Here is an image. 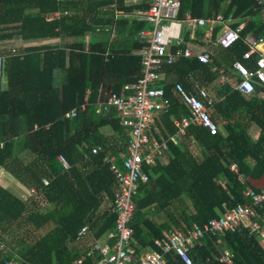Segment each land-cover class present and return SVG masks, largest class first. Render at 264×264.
Returning a JSON list of instances; mask_svg holds the SVG:
<instances>
[{
	"label": "trees",
	"instance_id": "trees-1",
	"mask_svg": "<svg viewBox=\"0 0 264 264\" xmlns=\"http://www.w3.org/2000/svg\"><path fill=\"white\" fill-rule=\"evenodd\" d=\"M254 5V0H180L178 16L189 12L213 18L220 12L225 20L233 19V28L244 23L235 43L215 49V64L228 66L248 48L246 37H264L261 14ZM146 7V1L0 0V43L18 40L9 45L22 53L5 58L0 77V166L33 189L22 197L0 184V264H96L100 253L87 251L115 227L117 215L108 206L116 177L104 160V150L93 153L91 147L101 144L119 154L130 134L115 108L98 113L92 103L104 93L101 85L110 83L116 92L126 94L130 91L125 85L141 75L140 56L133 51L146 45L140 31L153 25L133 13ZM117 10L123 14L116 16ZM222 25L213 24V41ZM205 30L200 26L195 32L204 35ZM52 38L60 41L32 44ZM3 52L9 53V47L1 43ZM246 62L255 66L254 58ZM163 71L158 84L170 106L155 118L152 133L159 136L157 127L168 137L175 130L173 118L188 115L173 86L180 81L187 90L193 89L195 78L212 89L208 88L215 99L212 118L218 131L211 134L203 126L190 125L181 140L169 141L167 161L144 165L149 178L134 197L130 223L137 253L152 247L163 228L181 222L203 224L246 202V185L259 191L248 177L264 174V87L256 83L252 93H245L221 83L210 65L195 57H182L164 65ZM87 89L90 104L82 109L79 104ZM72 106H77L76 114L66 116ZM253 124L259 128L255 140L248 134ZM60 153L70 166L63 165ZM117 161L122 165V157ZM256 209L263 222L264 202ZM83 225L90 234L77 241ZM217 237L222 239L219 244ZM223 247L233 252L235 264H264V245L244 226L207 234L189 255L195 264H225L213 256ZM82 254V262L74 263ZM167 257L169 264H177Z\"/></svg>",
	"mask_w": 264,
	"mask_h": 264
},
{
	"label": "built area",
	"instance_id": "built-area-1",
	"mask_svg": "<svg viewBox=\"0 0 264 264\" xmlns=\"http://www.w3.org/2000/svg\"><path fill=\"white\" fill-rule=\"evenodd\" d=\"M140 1H146L147 7L134 12V16L153 25L152 29L140 31V34L146 37V45L133 51L140 56L141 75L125 85L129 93H118L112 88L97 94L96 100L92 103L98 113L115 108L120 122L128 127L130 137L119 154L113 148H104L101 144H94L91 147L93 153L104 150V160L109 162L115 174L116 186L108 207L117 217L114 229L109 231L103 240H95L89 246L87 253L93 250L100 253L96 264H169L168 255L170 259L178 261L177 264H195L189 255V250L201 244L207 234L235 231L241 226L246 227L249 232L257 233L259 239H263L264 245V218L263 222L257 219L256 209V206H261L264 202V186L259 191H255L250 185H246L243 190V195L247 198L246 202L230 207L203 224L196 221L190 224L181 222L178 225H171L170 228H163L161 235L153 239L154 245L140 253H137L132 245L134 228L130 223L136 208L134 197L138 193L140 184L149 178L148 173L143 169L144 165H154L158 159L167 161L169 141L181 140L190 125L203 126L211 134L218 131V124L212 118L214 96L206 85L200 84L195 78L192 83L193 89L187 90L180 81H176L173 86L174 93L188 109V115L173 118L175 130L168 137L160 135L157 127L159 136L152 133L151 128L155 118L170 106L164 87L158 84L165 75L164 65L174 63L182 57H195L199 62L210 65V69L216 73L215 79L221 83L226 82L245 93H252L256 83L264 87V37L249 35L245 38L248 48L241 58L233 59L228 66L218 65L214 60L215 49L227 48L235 43L241 37L240 31L243 25L237 28L231 27L232 18L225 20L220 12L213 18L195 17L189 12L179 17L180 0ZM254 2V8L260 11L261 21L264 24V0H254ZM121 14L123 11H116V16ZM54 15H59V12H55ZM216 22L223 25L216 39L212 40L213 45L216 46L212 50V47L204 45V41L198 35L195 36V30L197 27L208 23L213 25ZM184 32L188 33L186 41H184ZM59 39L52 38L42 43H51L50 41ZM5 42L7 41L2 43ZM32 44L35 45V42ZM7 47L9 53L0 54L1 78L4 76L5 58L12 54L22 55L16 52L15 47L10 45ZM251 58L255 59L254 67L246 62ZM89 94L90 90L87 89L82 103L79 104L80 108L85 109L90 104ZM76 107L72 106L64 114L75 115ZM119 156L123 159L122 165L117 161ZM58 158L64 166L70 165L63 153H60ZM230 167L237 171L235 163H231ZM43 181L47 183L46 178H43ZM27 190L30 194L33 192V189ZM88 234H90L88 226L83 225L77 232L76 240L83 241ZM221 242V237H217L216 243ZM213 256L225 264H235L233 252L227 247L221 248L219 253H214ZM83 258V254L79 255L74 263H81Z\"/></svg>",
	"mask_w": 264,
	"mask_h": 264
},
{
	"label": "crops",
	"instance_id": "crops-1",
	"mask_svg": "<svg viewBox=\"0 0 264 264\" xmlns=\"http://www.w3.org/2000/svg\"><path fill=\"white\" fill-rule=\"evenodd\" d=\"M131 2H133V0H125L126 4H130ZM141 2L140 0H134L133 3H139ZM233 20V19H232ZM208 25V24H207ZM244 25V23L242 24ZM212 24H210L208 27H206L205 33L204 35H198L197 33L195 34V36L198 35V37L201 38V40L204 41V45L207 44L209 41H212L211 39V28H212ZM220 31V30H219ZM42 43V42H41ZM101 88H103V90H105L104 92H107L109 89H112L111 84L110 83H105L103 85L100 86ZM264 95V94H263ZM105 128V127H104ZM110 129V128H109ZM106 132V131H105ZM110 133H112V131H110ZM248 134L250 135V137L255 140L258 137L259 134V128L256 125H252L249 130H248ZM168 160V157H167ZM3 172H2V171ZM0 171L1 173H8V175L4 174L3 177H0V184H2L3 186H5V188H8L9 190H11L9 188V184H16L19 183V190H21V192H24L25 189H27V186H25L23 183H21L14 174H11L6 168H4L3 166H0ZM15 178V180H14ZM249 182L255 186V188L257 189H261L262 186H264V174L261 175L260 177L254 178L249 176L248 177ZM19 181V182H18ZM12 192L16 193L14 190H11ZM20 195V194H17ZM22 196V195H20Z\"/></svg>",
	"mask_w": 264,
	"mask_h": 264
},
{
	"label": "rangeland",
	"instance_id": "rangeland-1",
	"mask_svg": "<svg viewBox=\"0 0 264 264\" xmlns=\"http://www.w3.org/2000/svg\"><path fill=\"white\" fill-rule=\"evenodd\" d=\"M210 25V23H208V25H206V27H208ZM60 40V39H59ZM59 40H53V41H50V42H57V41H59ZM14 41H17V42H19L18 40H8L7 42H5V43H2V44H5V45H9V44H14ZM42 41H36L35 42V44H37V43H41ZM1 43H0V45H1ZM49 43V42H48ZM205 46L206 47H212V50L216 47L215 45H213V42L212 41H209L207 44H205ZM224 66H226V65H224ZM218 81V80H217ZM215 82V84L217 85V83L218 82ZM208 88L212 91V89H211V87L210 86H208ZM261 93H262V95L264 94L263 93V91H261ZM254 125V124H253ZM252 126V125H251ZM250 126V127H251ZM249 127V128H250ZM249 128H248V130H249ZM104 130L107 132V133H110V131H111V129H109V127H105L104 128ZM2 171V170H1ZM1 171H0V177H3V175L4 174H6V175H8V173H1ZM3 172V171H2ZM14 180H15V178H14ZM19 182V181H18ZM9 188L11 189V190H14L15 192H17V194H20V195H22V197H26V196H28L30 193H29V191L27 190V189H25L24 190V192H21V190H19L20 188H19V183H16V184H9ZM19 195V196H20ZM161 217L163 218V219H165V216H164V214H162L161 215ZM259 238V237H258ZM263 239H259V241L262 243L263 241H262Z\"/></svg>",
	"mask_w": 264,
	"mask_h": 264
},
{
	"label": "clouds",
	"instance_id": "clouds-1",
	"mask_svg": "<svg viewBox=\"0 0 264 264\" xmlns=\"http://www.w3.org/2000/svg\"><path fill=\"white\" fill-rule=\"evenodd\" d=\"M205 27H206V25H205ZM70 166V165H69ZM66 167V166H65Z\"/></svg>",
	"mask_w": 264,
	"mask_h": 264
}]
</instances>
